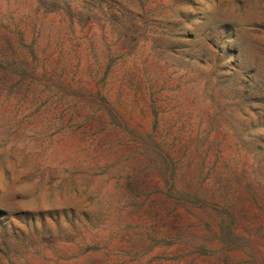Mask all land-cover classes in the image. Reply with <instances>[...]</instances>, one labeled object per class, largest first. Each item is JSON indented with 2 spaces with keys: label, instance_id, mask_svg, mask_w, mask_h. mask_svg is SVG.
Segmentation results:
<instances>
[{
  "label": "rangeland",
  "instance_id": "rangeland-1",
  "mask_svg": "<svg viewBox=\"0 0 264 264\" xmlns=\"http://www.w3.org/2000/svg\"><path fill=\"white\" fill-rule=\"evenodd\" d=\"M0 264H264V0H0Z\"/></svg>",
  "mask_w": 264,
  "mask_h": 264
}]
</instances>
